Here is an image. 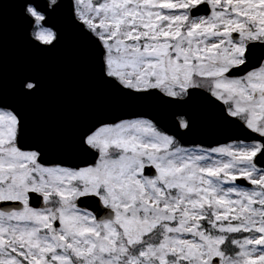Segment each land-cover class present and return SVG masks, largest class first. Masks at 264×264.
I'll return each instance as SVG.
<instances>
[{
  "label": "snow or ice",
  "instance_id": "snow-or-ice-1",
  "mask_svg": "<svg viewBox=\"0 0 264 264\" xmlns=\"http://www.w3.org/2000/svg\"><path fill=\"white\" fill-rule=\"evenodd\" d=\"M9 7L36 53L70 27L112 106L56 143L0 86V264H264V0Z\"/></svg>",
  "mask_w": 264,
  "mask_h": 264
},
{
  "label": "water",
  "instance_id": "water-1",
  "mask_svg": "<svg viewBox=\"0 0 264 264\" xmlns=\"http://www.w3.org/2000/svg\"><path fill=\"white\" fill-rule=\"evenodd\" d=\"M25 73L36 74L43 81L41 91L29 99L15 95L16 84ZM0 86L9 99L23 106L33 130L56 143L70 140L76 128L105 114L112 106L70 27H66L65 42L59 50L36 53L28 47L24 28L12 7L0 21ZM211 134L225 135L227 130L212 128Z\"/></svg>",
  "mask_w": 264,
  "mask_h": 264
}]
</instances>
